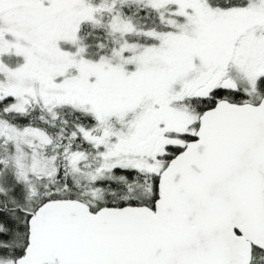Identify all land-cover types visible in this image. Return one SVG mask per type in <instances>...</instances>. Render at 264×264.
<instances>
[{
    "label": "snow or ice",
    "instance_id": "snow-or-ice-1",
    "mask_svg": "<svg viewBox=\"0 0 264 264\" xmlns=\"http://www.w3.org/2000/svg\"><path fill=\"white\" fill-rule=\"evenodd\" d=\"M0 264H264V0H0Z\"/></svg>",
    "mask_w": 264,
    "mask_h": 264
}]
</instances>
